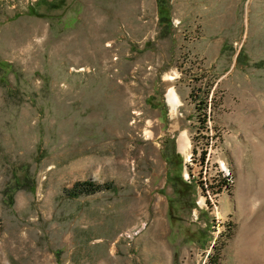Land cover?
<instances>
[{
    "label": "rangeland",
    "instance_id": "1",
    "mask_svg": "<svg viewBox=\"0 0 264 264\" xmlns=\"http://www.w3.org/2000/svg\"><path fill=\"white\" fill-rule=\"evenodd\" d=\"M48 1L0 0V264H264V0ZM208 112L216 221L165 159L183 179ZM87 179L116 190L68 195Z\"/></svg>",
    "mask_w": 264,
    "mask_h": 264
},
{
    "label": "built area",
    "instance_id": "2",
    "mask_svg": "<svg viewBox=\"0 0 264 264\" xmlns=\"http://www.w3.org/2000/svg\"><path fill=\"white\" fill-rule=\"evenodd\" d=\"M215 134L214 121L213 127H204L203 125L199 141H191V144L195 145V162L189 165V171L183 173V180L193 185L194 164L204 163L206 166L207 187H205V194H207V200L209 201V211H202L200 197L194 196V205L191 210L194 219H197L199 213L203 212L209 218V221H216V219L210 218L211 205H217L221 186L225 179L223 178V164L218 153V136H215ZM201 141H204V143H201Z\"/></svg>",
    "mask_w": 264,
    "mask_h": 264
},
{
    "label": "trees",
    "instance_id": "3",
    "mask_svg": "<svg viewBox=\"0 0 264 264\" xmlns=\"http://www.w3.org/2000/svg\"><path fill=\"white\" fill-rule=\"evenodd\" d=\"M39 1L41 0H38V2ZM55 1L57 0H51L50 2H55ZM156 5H157L159 23L169 25L170 17H169V12H168L167 0H156ZM237 58H239V55ZM255 65L264 67V60L256 62ZM165 159L168 162V166L173 168V171H170V170L168 171L167 183H169L173 187L175 193H179L181 188L182 189L185 188L188 190L189 194H191L194 188L192 184H188L181 177L182 167H181V162H180L179 157L175 158V154H172V155L165 154ZM104 189L116 190V187L112 183H98L94 180L87 179V180L75 182L73 184V187L70 190H68V195L71 197H76L79 195L92 194V193H95V192H98ZM168 200L171 201V199H168ZM192 206H193V202H191L190 207ZM171 207L172 205L170 203L169 208H168L169 216L172 215ZM231 228H232V225L227 223L226 224V234L224 236H227L228 232L230 233ZM212 264H217V263L216 261H214L212 262Z\"/></svg>",
    "mask_w": 264,
    "mask_h": 264
},
{
    "label": "bare ground",
    "instance_id": "4",
    "mask_svg": "<svg viewBox=\"0 0 264 264\" xmlns=\"http://www.w3.org/2000/svg\"><path fill=\"white\" fill-rule=\"evenodd\" d=\"M174 74H175V72H174ZM167 79L172 80V79H174V77L168 75ZM166 100H167V103L170 107L171 114H175L177 111V108L181 104V100H180V97H179L177 91L175 90V88L173 86H170L168 88L167 93H166ZM211 122H212L211 115L208 112L207 117H206L207 127L208 126L210 127ZM144 135L146 138H150L152 136V133L145 129ZM178 146L182 152H185L187 147L189 146L188 137H187L185 131H182L179 135ZM194 152H195V150H194ZM194 154L195 155H193V151H192L188 156V161L187 160L186 161L187 162L190 161V163H194L195 159H196V153H194ZM222 164H223V168H224L223 178L225 179V181L223 182V185L221 186L220 194H222V192L227 193L231 189L230 186L232 184V180L234 181L233 175H232L229 167H227V165L225 164V161H222ZM197 166L199 168L198 173L200 171V177H198V176L196 177V175L193 174V182L197 186L196 189L199 190L198 196L200 197L201 208H203V207L209 208V201L207 200V194H205V187H207L206 166L204 163H197ZM185 167H187V166H185ZM211 207H212V210H214L213 211L214 215H216L218 217V214H219L218 205H211ZM212 229H214V227ZM0 254H3L2 250H0Z\"/></svg>",
    "mask_w": 264,
    "mask_h": 264
}]
</instances>
